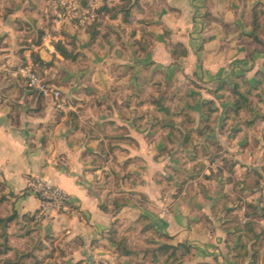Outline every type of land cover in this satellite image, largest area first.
I'll list each match as a JSON object with an SVG mask.
<instances>
[{
	"label": "crops",
	"instance_id": "obj_1",
	"mask_svg": "<svg viewBox=\"0 0 264 264\" xmlns=\"http://www.w3.org/2000/svg\"><path fill=\"white\" fill-rule=\"evenodd\" d=\"M139 3L131 27H143L151 42L143 39V52L136 54L137 42L124 38L126 55L99 54L101 101L109 92L125 95V100L118 106L103 104L99 118L90 119L94 110L81 104L58 110L44 98L40 107L39 96L17 82V71L9 69L22 56L45 65L53 52L63 59L40 37L48 27L51 0H0V183L17 197L20 216L32 215L40 207L39 199L28 193L31 179L50 178L71 196L72 211L52 216L34 233L43 242L58 240L66 251L64 264H116V248L108 233L117 220L140 215L149 218L170 244L195 248L209 264H236L226 245L224 204L216 206L215 191L184 185L181 166L193 152L189 145L200 149L206 143H219L235 161L244 160L247 135H232L239 123L224 127L226 110L233 103L230 99L219 103L227 93L218 88L222 84L231 88L241 80L253 86L264 80V46L248 37L253 31L252 9L264 6V0ZM98 44L100 48V42L95 47ZM183 50L186 54H179ZM78 85L71 94L78 92ZM129 87L139 90L137 95L132 97ZM144 89L151 99L172 97L167 105L173 116L188 114L192 123H183L180 116L171 123L155 119ZM81 109L84 114H79ZM215 109L217 117L208 123ZM130 112L131 118L121 116ZM185 128L191 134L188 138ZM97 154L99 159L115 160L116 168L108 163L98 168L92 159ZM103 174L111 176L110 184ZM113 205L120 210L113 211Z\"/></svg>",
	"mask_w": 264,
	"mask_h": 264
},
{
	"label": "rangeland",
	"instance_id": "obj_2",
	"mask_svg": "<svg viewBox=\"0 0 264 264\" xmlns=\"http://www.w3.org/2000/svg\"><path fill=\"white\" fill-rule=\"evenodd\" d=\"M139 1L95 0V4L90 6L89 0H84L83 4L90 9L89 19L82 23L80 19L76 18L71 24L58 27L55 23L56 15L53 0H51L46 22L48 27L44 31V35L40 37H42V42L48 45L46 46L47 49L50 45L54 46L63 59L57 58L56 53L53 52L54 54L48 55L49 64L45 65L34 58L27 59L22 56L21 61L17 64H10L9 69L17 71V82L25 86L27 82L20 70L31 63L30 65L33 69L42 76L50 87L61 92L59 100L52 97L47 98L56 109L62 110L66 109L64 106L81 104L94 110L90 114V119H98L101 113L100 107L103 104L108 106L111 105V102H114L118 106L119 100H125V95L121 96L120 93L112 94L109 92L108 97H105L107 100L101 101L102 96L99 94V54L108 55L115 54V51H120L122 55H126L128 48L123 41L124 38L137 42L135 45L136 54L143 52L141 47L143 39H145L147 44L151 42V38L147 36L143 27H131L133 24L131 18L135 17L132 12L134 8L136 11L140 7L141 3ZM138 29H141L139 33ZM85 30L86 34L84 33ZM137 36L139 37L136 38ZM98 42H100V48L99 44L95 47ZM57 46L64 48L70 57L65 58L61 51L57 49ZM48 50L50 51V49ZM75 83H79L78 86L80 88L77 90L78 92L75 91L76 93L71 94V90L75 88ZM255 83H260V88L264 91V80ZM249 85L252 88L256 86ZM28 89L39 96L38 105L42 107L44 104L43 100L46 97H43L42 100L38 92ZM131 89L132 97L137 95L136 92H139L135 87ZM221 90L227 93V95L224 94L218 99L219 103L222 102L221 100H224V103L226 102L225 100L229 99V92L225 89ZM148 93L147 89H144L142 93L145 97V103L154 107ZM132 97L128 96L127 98L130 99ZM164 98L168 102H171L170 99L173 101L172 97ZM263 101L262 92L254 91L252 98L253 117L247 121L237 122L239 124L231 131L232 135L235 136L240 132H242V137L245 134L247 135V144L245 145L247 151L242 162L235 161L227 152L224 153V147L219 145V143H206L202 147L199 146L200 149H197L198 146L192 145L191 147L189 145L193 152L189 151V155L183 159L184 163L181 166L185 171V173L181 172V179L183 178L185 181L184 185L189 184V186L193 187V190L197 189L198 191H215L216 206L221 207L222 203L224 204L223 226L225 230L228 225L231 227H245L250 221H254L256 224L254 226L259 236L257 238H252V235H249L245 240L246 242H242L238 236L232 239L227 235L226 245L236 264H264ZM79 112V114H84L82 109ZM151 114L153 117L156 115L154 112ZM177 115L184 119L186 123H192V117L188 114L179 113ZM121 116L124 118L129 116L131 118L132 113L130 112L127 115L121 113ZM121 132L125 133V131ZM210 153H212L213 157L209 156ZM208 156L209 158H207ZM92 159L98 168L99 166H105L107 163L110 167L116 168L115 166H117L115 160L111 162L110 159H99V154L93 155ZM133 163L137 164V161ZM237 164H240V168H236ZM208 167L210 169L209 172L207 171ZM188 172L191 175H188ZM103 178L108 184L111 183V180H109L111 176L103 174ZM115 181L118 183L119 179H114ZM207 187H211V190H208ZM16 199L15 195L6 193L4 184L0 183V219H8L14 216L15 213L18 216L13 222L7 223L6 228L0 227V229L2 228L0 233L5 230V234L8 235V246L11 249L5 255L0 254V264H4L6 260L13 261L14 264H50L55 260L63 261L66 251L57 244L58 240L50 238L43 242L35 238L36 227L41 225L42 222L51 219V217L38 218V210L32 215L20 216L15 208ZM115 210H117V207L113 205V211ZM108 234L116 248V264H177L167 259L169 253L173 251L167 249L166 246L178 247V245L170 244L168 242L169 238L159 232L151 220L145 216L140 215L129 220L119 219ZM2 242L3 240L0 239V243ZM241 243H247V249L244 252L240 250L239 254H237L240 259L237 262L235 249L242 247ZM180 250L178 252L179 255L176 256L177 258L183 255L182 253H186V257L182 258V264H209L207 259L198 255L196 249L191 246L187 251L185 249Z\"/></svg>",
	"mask_w": 264,
	"mask_h": 264
},
{
	"label": "trees",
	"instance_id": "obj_3",
	"mask_svg": "<svg viewBox=\"0 0 264 264\" xmlns=\"http://www.w3.org/2000/svg\"><path fill=\"white\" fill-rule=\"evenodd\" d=\"M263 8H264L263 5L258 4L254 9H252L251 25L253 27V31L250 35H248L249 38L253 39L257 44L262 45V46H264V44L262 40L260 39L259 35L264 26L263 25L264 24V9ZM57 49L61 51V54L65 58L70 57V55L67 54V51H65V49L62 48L61 46H57ZM179 54L185 55L186 51L183 50L181 53L179 52ZM260 87H261L260 83H257L255 88H252L244 80L235 82L233 87L231 88H229L228 84L220 85L218 89L227 90L229 92V99L233 103V106L227 108L226 113H225V118H224L225 128L229 125H234L237 122H240L243 120L247 121L249 118L253 117V114H254V112L252 111L253 92L254 91H257L258 93L262 92L264 96V91ZM40 97L41 99L43 98L42 95H40ZM152 102H153V105L156 111L155 112L156 119H158L159 121L163 123L177 122L176 117H174L172 114V108L167 105L168 101L164 97L153 96ZM216 114H218L217 109L210 111L209 116H208V123H211L212 120H214L217 117ZM262 119L264 121V117H262ZM182 121L183 123L186 122L184 119H182ZM185 129H186V136L188 138L191 134L188 132L187 128ZM116 207H117V210H120L121 208V206H116ZM17 217L18 216L15 213L14 216L9 217L8 219H0V227H3V229L6 228L5 227L6 224L13 222L14 220L17 219ZM254 225H256L254 221L253 222L250 221L247 223V226L245 227L234 226V225H233L234 227H231L228 225V228L226 227V230L228 231V236L231 237L232 239L238 236V238H240L242 242L243 241L246 242L245 240L248 238L249 235H252V238L259 237L255 231ZM0 239L3 240V242L0 243V254L5 255L9 252V250H11L10 247L8 246V235L5 234V230L4 232L0 233ZM241 244H242V247L240 248L238 247L237 249H235V253H236L235 259L237 260V262L240 259V256L237 255L239 254L240 250L244 252L247 249L246 248L247 243H244V244L241 243ZM166 248L173 251L172 253H169L167 259L170 261H173L174 263L179 264L182 262L183 260L182 258L186 257V253L185 252L182 253L183 255H180L179 258H177L176 256L179 255L178 252L181 251L180 249H185L187 251L190 249V246L186 244H179L178 247L166 246ZM4 264H14V262L10 260H6ZM50 264H64V261L55 260L54 262Z\"/></svg>",
	"mask_w": 264,
	"mask_h": 264
},
{
	"label": "built area",
	"instance_id": "obj_4",
	"mask_svg": "<svg viewBox=\"0 0 264 264\" xmlns=\"http://www.w3.org/2000/svg\"><path fill=\"white\" fill-rule=\"evenodd\" d=\"M83 3L84 0H53L56 15L55 23L57 26L62 27L71 24L76 18L80 19L82 23L88 20L90 9L87 6L85 7ZM88 3L92 6L95 4V0H89ZM30 64L20 70L27 82L28 88L38 92L43 97H52L59 100L61 92L58 89L50 87ZM28 193L34 195L40 201L38 218H48L56 214L70 213L75 204L71 196L58 187L50 178L31 179L28 185Z\"/></svg>",
	"mask_w": 264,
	"mask_h": 264
}]
</instances>
